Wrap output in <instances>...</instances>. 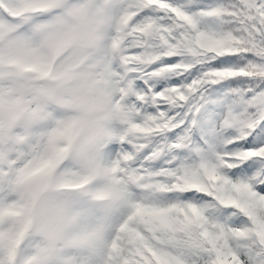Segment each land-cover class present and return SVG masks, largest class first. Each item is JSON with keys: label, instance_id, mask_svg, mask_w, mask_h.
Masks as SVG:
<instances>
[{"label": "snow or ice", "instance_id": "obj_1", "mask_svg": "<svg viewBox=\"0 0 264 264\" xmlns=\"http://www.w3.org/2000/svg\"><path fill=\"white\" fill-rule=\"evenodd\" d=\"M200 3L0 0V264H264V124L253 133L255 118L229 117L215 138L239 135L219 151L169 138L186 110L209 114L206 93L223 78H264V0ZM249 52L260 62L224 66ZM171 76L182 79L156 88ZM102 109L121 126L106 136L120 151L57 182ZM53 191L99 213L78 238L44 228Z\"/></svg>", "mask_w": 264, "mask_h": 264}, {"label": "clouds", "instance_id": "obj_2", "mask_svg": "<svg viewBox=\"0 0 264 264\" xmlns=\"http://www.w3.org/2000/svg\"><path fill=\"white\" fill-rule=\"evenodd\" d=\"M92 125L86 129L77 151L70 154L56 169L55 179L62 182L67 171H82L94 159L103 160L104 150L108 143L107 133L113 131L114 122L106 110L102 109L92 116ZM95 138L101 146L97 149L91 141ZM40 218L45 229L50 233H62L76 239L88 229L98 212L85 207L81 198L72 192L53 191L40 205Z\"/></svg>", "mask_w": 264, "mask_h": 264}, {"label": "trees", "instance_id": "obj_3", "mask_svg": "<svg viewBox=\"0 0 264 264\" xmlns=\"http://www.w3.org/2000/svg\"><path fill=\"white\" fill-rule=\"evenodd\" d=\"M180 0H173L175 3H179ZM228 1V0H227ZM225 4L227 3L225 0H219V3ZM197 7L204 8V5L200 3ZM209 21V24L211 27H214L215 30H220L221 25L218 22L217 18L213 17H205L204 22ZM234 25L237 31L241 30L240 25L235 24L234 22H229ZM209 26V25H208ZM232 55H238V54H232ZM172 61H175V58H171ZM250 60H254L253 62L247 64L246 62H250ZM260 62V58L256 56L255 52H249L244 54V58H239L237 60L230 61L225 64V67H238V66H247L252 64H257ZM216 63V62H212ZM246 63V64H245ZM199 71V66L197 68L192 69L193 75H188L187 72L184 73V77L187 78L188 81L192 80L195 76V74ZM181 76H171L168 79H162L159 82H156V88L159 89L161 85L167 86L170 82H175L177 80H181ZM221 93L223 94V98L228 101V110L230 109V114H232V118L244 116L242 120H248V122H251L249 118H255V125L253 128L249 129L250 132H255L256 127H259L260 125L264 124V120L259 119V112L264 109V78H261L260 76L256 75H241V76H235V77H227L223 78L221 80ZM212 88V87H211ZM208 89V92L210 89ZM207 92V93H208ZM262 94V95H261ZM251 99L252 103L245 106L246 100ZM245 106V107H244ZM151 110V109H150ZM236 116H233V115ZM230 115L224 118L220 123L214 134L212 135V138L209 139L208 135L205 134V137L207 140L209 139L212 144H217V151L221 150L223 147L222 141L227 139H233L232 133H236L238 135V130L235 128H229L227 129L223 135L220 137V140H217L215 137L220 133V129L224 123L225 120H227ZM186 122L190 121L193 123V111H187L186 110ZM189 130L192 132V140H193V146H198L201 148H204V142L201 140V138L198 136L197 130L195 128L188 127ZM179 133H182L181 131L176 132V136H173L171 133L173 141L176 142V137ZM251 138V137H247ZM157 140L159 138H156ZM155 142V141H154ZM243 143V141H240ZM259 138H256V141L254 143H259ZM120 149H117V152H119ZM175 156L184 157L186 159V162L193 163L197 160H194L193 157L195 154L193 152L189 153L186 149H176ZM115 155H113V159L115 158ZM163 159V158H161ZM156 162V161H153ZM152 162V163H153ZM158 164L161 163V160H157Z\"/></svg>", "mask_w": 264, "mask_h": 264}, {"label": "rangeland", "instance_id": "obj_4", "mask_svg": "<svg viewBox=\"0 0 264 264\" xmlns=\"http://www.w3.org/2000/svg\"><path fill=\"white\" fill-rule=\"evenodd\" d=\"M226 2H228L227 0H225ZM185 0H180L179 3H184ZM202 4L204 5V8H209V7H214V6H219L222 5V3H219V0H202ZM204 23H206L207 25L210 26L209 21H205ZM234 26V25H233ZM254 60H250V62H246L247 64L253 62ZM245 63V64H246ZM225 66V65H224ZM191 81V80H190ZM138 83H143L138 82ZM212 87V88H211ZM210 88V91L208 93H206L209 97V101L208 103L205 105V109H207V112L209 114L205 113V110L202 109L200 112H193V118L197 121V123H192L190 124L189 122H184L187 127L184 129V131L182 133H179L178 136H183L185 134H187L190 137V142L193 145V140H192V132L189 130V126L190 128H195L198 131V134L202 137V135L207 134L208 138H212V135L214 134V132L216 131V129L219 126V123L226 118L227 116H231L232 114H230V109L228 110V101H226L223 97V94L221 93V83H217L212 85ZM264 91V89H262ZM264 94V92H263ZM262 95V94H261ZM252 100H246L245 102V106H247L248 104L252 103ZM244 106V107H245ZM212 114H215L217 116H219V119H215L214 116ZM233 116H236L235 114ZM238 118V117H236ZM240 120H242L244 118V116L239 117ZM183 127V125H182ZM113 131L116 135H119L120 131H121V126L118 123L114 124L113 127ZM175 132H179V129L174 130ZM239 135V133H238ZM169 138H170V142L171 143H176L174 142L171 134H169ZM203 139V138H202ZM211 144L210 141L204 143V148L207 149L208 145ZM120 149V142L117 139H113L111 141H109L105 147L104 150V159L105 160H111L113 159V155H115V153L117 154V149ZM187 151H189L188 149H186ZM191 153V152H189ZM198 162V160L196 161ZM153 164H158V162H153ZM123 213H117L116 216L113 217V222H118L119 219L121 218Z\"/></svg>", "mask_w": 264, "mask_h": 264}]
</instances>
